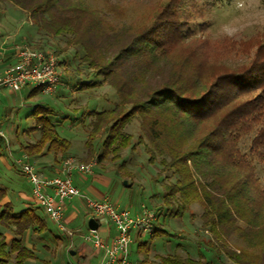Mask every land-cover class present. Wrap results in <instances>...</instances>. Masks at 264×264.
I'll return each instance as SVG.
<instances>
[{
	"label": "trees",
	"instance_id": "trees-1",
	"mask_svg": "<svg viewBox=\"0 0 264 264\" xmlns=\"http://www.w3.org/2000/svg\"><path fill=\"white\" fill-rule=\"evenodd\" d=\"M9 1L26 10L46 35L70 37L67 43L77 47L79 58L94 72L81 90L107 83L117 96L112 108L88 112L86 157L118 162L124 149L142 145L147 161L158 162L169 172L166 176L174 177L162 183L166 215L189 212L192 217L197 204L202 226L215 238L234 236L241 242L239 252L221 244L230 260L264 264V226L242 229L237 223L258 226L263 220L264 225V24L250 36L212 38L190 28L194 17L204 16L207 3L193 1L190 9L188 0L137 3L136 20L117 26L102 8L80 0ZM102 2L108 12H122L121 6ZM41 91L36 86L28 95ZM52 113L36 105L29 114L34 125L25 131L37 137L19 149L30 159L60 153L61 163L71 146ZM132 125L136 135L124 130ZM100 132L104 137L95 150ZM5 197L0 185V264H25L36 258L25 245L27 234L40 235L48 226L35 208L15 210ZM5 231L11 233L9 241ZM158 231L163 229L154 228L150 237ZM139 247L149 250L147 242ZM159 263L211 264L202 257L169 254L160 255Z\"/></svg>",
	"mask_w": 264,
	"mask_h": 264
},
{
	"label": "rangeland",
	"instance_id": "rangeland-1",
	"mask_svg": "<svg viewBox=\"0 0 264 264\" xmlns=\"http://www.w3.org/2000/svg\"><path fill=\"white\" fill-rule=\"evenodd\" d=\"M80 1L102 8L108 22L117 26H127L136 20V12L133 8L137 3L149 4L155 0H109L112 4L122 7L120 14L118 11L108 12L102 0ZM193 1L198 5L208 4V10L204 16L194 17L191 21L190 28L197 34L203 29L202 32L212 38L232 36L238 33L250 36L264 24V0H188L186 3L189 9ZM210 3L212 5L209 7ZM0 30L2 31L0 39L5 40L0 44L7 51L10 48L9 52L12 56L17 44H26L30 48L49 51L56 55L62 71L61 81L65 82L64 87L67 88L57 94V100L41 92L31 96L23 90L18 94L17 105L12 108L11 113L8 109L5 110L3 103L0 104V119L12 121L18 126L16 134L9 132L11 146L15 150H19L21 144L33 141L37 137V132L28 134L25 130L34 125V119L29 115L30 112L40 101H45L54 111L52 117L57 121V130L71 141L69 153L67 156L64 154V158L70 156L86 163L95 162L90 175H76L80 179L77 182L78 186L87 192V185L95 181L97 190L103 192L102 198L110 203L118 204L120 207L126 204L130 213L132 211L131 214L134 211L138 212L142 205L155 213L152 230L162 228L163 231H158V235L150 237L148 232L141 233L132 229V240L129 244L131 264H160L159 256L167 254L193 259L202 257L211 264H237L228 258L221 244L239 252L237 244L241 242L234 236L222 237V240L215 238L207 228L202 226L199 217L200 208L197 204L192 205V217L189 212L181 217L166 215V209L161 203L164 189L162 183L166 182L167 177L172 180L174 177L166 176L169 172L162 169L158 162L149 163L142 145L124 149L118 162L98 163L95 155L86 157L87 148L84 143L88 136L91 118L88 112L92 109L112 108L117 102V96L107 83L85 90L79 88L82 82L93 79L94 72L88 69L83 60L79 58L77 47L67 43L70 37L46 35L32 23L26 10L19 9L9 0H0ZM11 42L12 45L9 46ZM9 56L5 55L3 61L9 60L11 54ZM20 101L22 104H18ZM124 130L134 135L137 133L133 125L126 126ZM103 137L104 133L97 134L93 141L95 150L98 149ZM3 140L5 143L8 141L2 138L0 153L6 154L7 149L5 150L3 146L4 142L1 143ZM47 155L52 161L55 160L50 153ZM122 160L124 165L119 166ZM55 163H60V161H55ZM10 176L13 177L11 174H4L0 166V180ZM73 176L75 177V173ZM20 182L24 190H29L31 187L24 174ZM37 213L45 218L48 231L38 235V240H32V235H30L29 241L35 243L36 258L33 259L34 261H26L25 264H89L90 261V264H98L99 257L98 255L96 257L94 253V250H98L81 238V234L87 231V219L90 215L83 200L73 198L66 202L64 211L66 230L64 231L58 230L42 210ZM262 221H257L258 226H250L247 222L237 223L243 227L242 229L253 227L261 230L264 226ZM98 229L100 230V227ZM68 231L72 234L69 235ZM209 240L216 243L218 251L209 244ZM143 242H147L148 252L139 247V243Z\"/></svg>",
	"mask_w": 264,
	"mask_h": 264
},
{
	"label": "built area",
	"instance_id": "built-area-1",
	"mask_svg": "<svg viewBox=\"0 0 264 264\" xmlns=\"http://www.w3.org/2000/svg\"><path fill=\"white\" fill-rule=\"evenodd\" d=\"M62 71L56 55L49 51L37 50L26 44L15 45L14 60L0 73V90L19 91L24 87H41L43 92H52L62 84ZM0 137L5 139L3 130ZM14 165L27 177L30 183L31 195L36 205L56 225L60 231L64 226L65 204L72 198L84 201L90 215L100 225L110 223L116 233L112 239L105 241L99 229H87L81 238L101 252L100 264H131L129 259V244L131 231H152L155 213L141 206L139 211L131 214L124 207L110 203L105 198L95 199L88 196L73 183V173L88 175L92 173L94 163L78 161L72 157H65L61 162L58 175L45 177L41 175L30 157L21 152L11 154ZM68 234L72 233L68 231Z\"/></svg>",
	"mask_w": 264,
	"mask_h": 264
},
{
	"label": "crops",
	"instance_id": "crops-1",
	"mask_svg": "<svg viewBox=\"0 0 264 264\" xmlns=\"http://www.w3.org/2000/svg\"><path fill=\"white\" fill-rule=\"evenodd\" d=\"M17 20V19H16ZM0 33H2V31L0 30ZM3 41L5 42V40H1L0 42ZM12 45V42L9 43V46ZM0 49H2V51H0V73L2 72V70L11 62H13L14 60V54L12 56V53L9 52V50H11L9 48V50L7 51V49H5L4 47L1 46L0 44ZM11 54V58L9 60H4L5 55H7L8 57H10L9 55ZM65 86V82L62 81V84L57 86L54 91L52 92H43L41 91V93L43 94H48L50 96H52L55 100H57V94L61 93L62 90L67 89ZM31 88L30 87H24L19 91H11V90H6V89H1L0 90V104L3 103V106L5 108V110L8 109V112L11 113L12 112V108H14V106L17 105V101H18V94L21 93V91L25 90L27 92H29ZM22 101H20V103L18 104H22ZM38 104H41L42 106H47V107H51L50 105H48V103H46L45 101H40ZM36 104V105H38ZM35 105V106H36ZM54 113V111H53ZM52 113V114H53ZM8 118V117H6ZM53 118V117H52ZM54 119V118H53ZM55 120V119H54ZM57 124V121H56ZM0 129L3 130V133L5 135L6 143L3 140L1 143H3V146L5 147V150L7 149V151H5L6 154L4 153H0V166L2 169V172L4 174H11L13 177H7L6 179H2L0 180V185H2L5 190H6V197L5 200L6 201H10L14 207L15 210H21L25 207H32L35 208L36 211L41 210L40 208H36V203L34 202L32 195H31V190L29 188V190H24L22 187V183L21 178L23 173L14 165L13 159L11 154H18L21 153L20 149L19 150H15L12 146H11V138L9 137V132H15V134L18 131V126L14 125V123L8 122V120H3L2 118L0 119ZM16 137V135H15ZM2 140V138H0V141ZM69 153V151H67L65 153V156H67V154ZM52 155V153H50ZM60 154V153H59ZM57 154L58 156L54 157L53 155L51 156L52 158H55L54 161L51 160L50 156L46 155H38V156H32L31 161L34 163L37 171L45 176V177H53L55 175H58L60 173L61 170V163H55V161L57 162L60 155ZM64 155V154H63ZM21 175H19V174ZM74 174V173H73ZM77 174L75 173V177L73 176V183L82 191H84L83 189H81L77 182H79L80 179H78V177L76 176ZM90 175V174H89ZM94 183L91 182V184H88L86 187V191H84L88 196H91L93 198H97L100 199L102 198V194L101 190H97V185L95 181H93ZM85 189V188H84ZM105 192V191H104ZM90 193V194H89ZM100 197V198H98ZM73 199V198H72ZM77 199V198H76ZM17 204V205H16ZM119 208H127V205L124 204L123 207L119 206L118 204H116ZM137 211H134L133 214H135ZM44 213V212H43ZM68 213V212H67ZM132 213V211H131ZM45 215V213H44ZM46 216V215H45ZM90 217V215H89ZM88 217V218H89ZM88 220V219H87ZM88 228V227H87ZM100 235L101 237L105 240V241H109L110 239H112L113 235H114V229L112 227V225L110 223L104 224L102 223L100 225ZM5 236H6V241H9V239L11 238V233L9 231H5ZM31 238V236H28L25 239V245L32 248L33 251L35 250V243H31L29 241V239ZM32 240L33 239H39L38 235H32ZM30 242V244H29ZM35 252V251H34ZM87 253V252H86ZM94 253L96 254V257L98 255L99 260H98V264H100V261L102 259V255L100 251H96L94 250ZM33 259H28L26 261H32ZM34 261V260H33ZM91 262V261H90ZM89 262V264H90ZM12 264V263H11Z\"/></svg>",
	"mask_w": 264,
	"mask_h": 264
},
{
	"label": "water",
	"instance_id": "water-1",
	"mask_svg": "<svg viewBox=\"0 0 264 264\" xmlns=\"http://www.w3.org/2000/svg\"><path fill=\"white\" fill-rule=\"evenodd\" d=\"M99 226L98 221L94 217H89L87 220V227L89 229H97Z\"/></svg>",
	"mask_w": 264,
	"mask_h": 264
}]
</instances>
